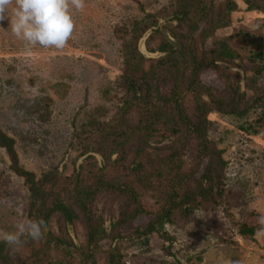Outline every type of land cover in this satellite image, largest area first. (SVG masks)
Instances as JSON below:
<instances>
[{
  "label": "rangeland",
  "instance_id": "rangeland-1",
  "mask_svg": "<svg viewBox=\"0 0 264 264\" xmlns=\"http://www.w3.org/2000/svg\"><path fill=\"white\" fill-rule=\"evenodd\" d=\"M224 1L214 0V4ZM233 1L239 10L231 14V27L217 31L214 38L233 37L230 44L240 58L234 64L219 61L218 65L239 76L241 93L250 101L255 98L254 90L248 87L251 70H263L256 75L255 85L264 90V12H248L244 0ZM83 3L82 11L72 9L75 31L62 50L28 45L13 35L7 17L0 20V129L16 141L20 164L37 178L53 171L67 180L77 174L83 179L92 175L99 178L100 174L110 177L109 168L103 169L107 165L105 157L95 151L97 129L113 122L127 101L133 100L123 87L125 31L146 15L167 12L175 0ZM260 3L264 4V0ZM11 14L9 8L8 15ZM167 22L170 19L160 18L158 26L148 30L138 42V50L149 67L166 56L158 50L160 38H152L157 29L162 28L165 39L174 47L179 46L171 29H165ZM170 23L168 28L176 26ZM213 42L214 39L209 40L202 49H211ZM230 80L233 83L237 78L231 76ZM200 81L216 94L227 87L214 69L202 72ZM250 85L254 87L253 83ZM192 101L187 96L191 115ZM207 119L212 123L209 138L223 151L227 163L224 202L207 205L189 216L176 213L166 226L171 243L156 234L146 239L136 233L137 228L154 220L161 206L157 201L144 199L150 215H140L134 222L113 229L122 211V197L104 192L97 197L93 212L102 219L110 238L99 244L97 264H106L111 252L122 255L120 264H264V228L258 223V217L264 215V100L242 118L210 113ZM257 129L258 134L252 135ZM169 141L158 138L150 142L149 153L165 154ZM117 157L118 154L113 155L112 162ZM195 163L192 142L180 172L186 167L192 169ZM10 165L6 150L0 147V237L15 232L20 223L28 221L30 194L24 179ZM242 225L261 229L253 237H243L239 232ZM53 230L59 232L55 222ZM67 233L76 247L86 246L84 225H69ZM24 246H19V253L25 255L28 252Z\"/></svg>",
  "mask_w": 264,
  "mask_h": 264
},
{
  "label": "trees",
  "instance_id": "trees-1",
  "mask_svg": "<svg viewBox=\"0 0 264 264\" xmlns=\"http://www.w3.org/2000/svg\"><path fill=\"white\" fill-rule=\"evenodd\" d=\"M244 1L248 12H264L260 0ZM238 10L233 0L219 5L214 0H175L167 12L146 15L126 29L127 40L122 41L123 87L132 94L133 100L127 101L113 122L97 129L95 151L105 157L107 165L103 169L109 168L110 177L104 178L97 170L99 178L92 175L83 179L77 174L73 180H67L57 171L37 178L20 164L16 141L0 129V147L6 150L10 169L24 179L30 194L28 220L35 219L46 226L41 241L22 238L25 244L21 245L28 252L25 255L19 253V246L13 250L4 241L0 242V264H97L99 244L110 238L102 219L93 212L97 197L104 192L122 197V211L113 229L134 222L140 215H150L144 199L157 201L161 206L154 220L137 228L136 233L146 239L156 234L171 243L173 239L166 226L176 213L189 216L207 205L224 202L227 163L223 151L209 138L212 123L207 116L219 113L242 118L264 100V90L255 85L256 75L262 69L251 70L252 76L247 77L255 98L246 101L239 87V76L223 71L218 65L219 61L234 64L240 58L231 47L233 37L214 38L217 31L231 27V14ZM160 18L176 24L168 28L172 24L167 22L165 29H171L179 46L174 47L165 39L162 28L157 29L152 38H160L158 50L166 56L149 67L148 60L138 50V42L148 30L158 26ZM211 39H214L213 46L204 51L201 46ZM207 69L216 70L225 80L224 92L216 94L212 87L201 83L200 76ZM231 76L237 78L236 82L231 83ZM187 96L193 100L192 115L186 106ZM258 130H253L252 135H257ZM158 138L170 140L166 153L152 155L150 142ZM192 142L196 163L181 173L183 158ZM115 154L118 157L112 162ZM204 160L207 162L203 168ZM54 222L58 233L53 230ZM78 223L84 225L87 233V244L81 248L74 245L67 233L69 225ZM260 229L242 225L239 232L243 237H253ZM121 258L120 253L111 252L105 261L120 264Z\"/></svg>",
  "mask_w": 264,
  "mask_h": 264
},
{
  "label": "clouds",
  "instance_id": "clouds-1",
  "mask_svg": "<svg viewBox=\"0 0 264 264\" xmlns=\"http://www.w3.org/2000/svg\"><path fill=\"white\" fill-rule=\"evenodd\" d=\"M83 8V0H0V20L7 17L13 35L28 45L62 50L75 31L72 9L82 11ZM258 223L264 228V215L258 217ZM45 227L42 222L29 219L26 224L20 223L15 232L0 238L15 250L23 243L24 236L41 241Z\"/></svg>",
  "mask_w": 264,
  "mask_h": 264
}]
</instances>
